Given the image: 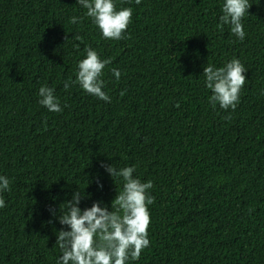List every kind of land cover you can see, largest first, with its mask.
<instances>
[{
    "label": "trees",
    "instance_id": "16d2710c",
    "mask_svg": "<svg viewBox=\"0 0 264 264\" xmlns=\"http://www.w3.org/2000/svg\"><path fill=\"white\" fill-rule=\"evenodd\" d=\"M223 2L114 0L133 10L114 40L77 0H0V264H57L67 226L49 209L75 190L82 209L111 210L122 182L101 162L153 182L150 245L127 264H264V0H249L243 40L217 27ZM86 46L111 61V102L63 86ZM233 58L247 69L239 103L213 107L203 67ZM42 85L63 111L39 103Z\"/></svg>",
    "mask_w": 264,
    "mask_h": 264
},
{
    "label": "clouds",
    "instance_id": "9594fccd",
    "mask_svg": "<svg viewBox=\"0 0 264 264\" xmlns=\"http://www.w3.org/2000/svg\"><path fill=\"white\" fill-rule=\"evenodd\" d=\"M86 9L85 16L101 31L106 39L120 40L131 22L132 8L117 9L114 0H77ZM140 4L141 0H135ZM251 7L249 0H224L222 15L219 17L218 28L230 25L231 32L240 40L245 38L242 20ZM80 18L73 16L70 23H79ZM77 40L81 38L76 37ZM84 58L77 62L75 80L65 81L67 90L71 85L79 86L88 94L94 95L105 102H111V97L103 91L104 81L101 79L109 59H101L91 47H85ZM116 80L120 79L118 69L111 70ZM247 69L233 58L223 66L215 67L207 64L203 67L204 84L211 90L210 104L224 110H235L240 100V91L246 82L244 73ZM39 103L50 112H61L60 102L54 94V89L41 86L38 90ZM67 105H65L66 107ZM179 106V105H177ZM111 178H120L121 190L111 201V210L101 206V201H94L90 207H79L86 198L83 190H75L71 199L64 201L63 208L49 211L59 223L67 226L56 233V245L62 253L57 264H127L129 259H139L143 249L150 245L148 227L150 214L148 206L154 203V197L149 194L153 182H142L133 175L135 166L115 168L113 164L101 162ZM98 187H102L97 181ZM10 181L0 175V192L9 190ZM5 201L0 196V208L5 207ZM57 211L59 215H57Z\"/></svg>",
    "mask_w": 264,
    "mask_h": 264
}]
</instances>
